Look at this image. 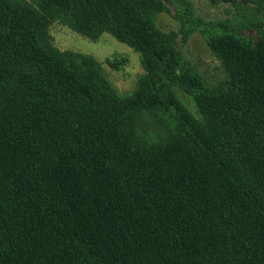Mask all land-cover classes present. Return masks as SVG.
Returning a JSON list of instances; mask_svg holds the SVG:
<instances>
[{
  "label": "trees",
  "instance_id": "1",
  "mask_svg": "<svg viewBox=\"0 0 264 264\" xmlns=\"http://www.w3.org/2000/svg\"><path fill=\"white\" fill-rule=\"evenodd\" d=\"M36 3L0 0V264H264V20L246 23L257 42L231 17L205 25L229 75L211 87L177 71L174 35L152 19L162 0ZM51 17L111 33L167 82L119 96L96 59L49 45ZM172 81L204 120L182 112L151 143L136 110Z\"/></svg>",
  "mask_w": 264,
  "mask_h": 264
},
{
  "label": "rangeland",
  "instance_id": "2",
  "mask_svg": "<svg viewBox=\"0 0 264 264\" xmlns=\"http://www.w3.org/2000/svg\"><path fill=\"white\" fill-rule=\"evenodd\" d=\"M23 1L37 5L36 0ZM162 2L163 6L153 13L152 19L158 29L174 35L173 44L179 54L177 71L182 73V68H189L190 74L200 77L211 87H215L229 75L224 59L209 45V37L215 30L205 25L231 17L236 21L237 35L245 41L257 42L263 35L260 28L246 24L264 20V7L257 0L241 4L240 6L244 8L240 9L232 3H214L213 0H162ZM245 4L251 9L245 10ZM185 11L192 25L187 34L181 30L183 19L180 15ZM46 35L49 45L59 52L81 53L96 59L102 65L105 78L121 97L133 96L145 85L148 78L151 82L146 85L158 82L159 86L168 80V74L155 68L159 75L156 79L159 80L154 81L155 75L147 67L148 64L141 54L107 31L89 37L74 31L59 18L51 17L47 21ZM162 93L163 98L160 97L162 98L160 102L153 106L145 103L144 107L136 110L134 117L138 134L151 143L165 137L170 130H178L181 126L182 112L188 114L192 120H204L196 94L184 82L172 81Z\"/></svg>",
  "mask_w": 264,
  "mask_h": 264
}]
</instances>
